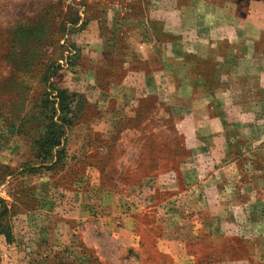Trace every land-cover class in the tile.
<instances>
[{"label": "rangeland", "instance_id": "obj_1", "mask_svg": "<svg viewBox=\"0 0 264 264\" xmlns=\"http://www.w3.org/2000/svg\"><path fill=\"white\" fill-rule=\"evenodd\" d=\"M106 7V0H0V264H153L151 245L149 252L128 249L109 232L99 216L105 186L88 179L111 183L124 164L142 157V169L116 187L137 195L143 187L136 180L152 176L154 162L166 164L177 151L164 120L168 110L149 98L140 107L144 120L107 121V114L126 113L114 103L122 91L119 73L107 64L106 32L90 38V22L105 17ZM113 68L119 71L120 63ZM57 138L59 147H52ZM240 151L237 146L227 157L239 159V174H218L230 185L222 206L208 209H235L236 187L244 202L251 193L264 196V155ZM42 159L52 164L40 166ZM199 194H215L192 190L193 220L203 222L207 207ZM80 198L91 210L86 221L70 214ZM130 204L138 228L149 225L151 216L136 212L149 203ZM173 204L183 211L182 201ZM248 206L262 222L264 201Z\"/></svg>", "mask_w": 264, "mask_h": 264}, {"label": "crops", "instance_id": "obj_2", "mask_svg": "<svg viewBox=\"0 0 264 264\" xmlns=\"http://www.w3.org/2000/svg\"><path fill=\"white\" fill-rule=\"evenodd\" d=\"M106 3V16L89 24L90 38L101 39L98 29L106 32L107 64L111 73H119L122 91L114 103L126 113L107 114V121L119 116L144 120L140 107L149 98L168 110L164 120L177 151L169 153L166 164L154 162L152 176L136 180L143 187L137 195L116 187L126 174L142 169V157L132 166L124 164L111 183L88 177L91 185L105 186L99 216L124 247L149 252L151 245L153 264H264V220L245 209L264 196L251 193L244 202L235 183V209H208L214 203L222 206L230 187L218 174H239V159L227 158L237 146L242 156L264 155V0ZM11 158L6 161L10 169ZM194 187L214 191L197 195L207 207L206 222L193 220ZM134 200L149 203L136 210L151 216L143 229L135 221ZM176 201H182V212L174 209ZM74 205L72 218L92 217L82 198Z\"/></svg>", "mask_w": 264, "mask_h": 264}, {"label": "trees", "instance_id": "obj_3", "mask_svg": "<svg viewBox=\"0 0 264 264\" xmlns=\"http://www.w3.org/2000/svg\"><path fill=\"white\" fill-rule=\"evenodd\" d=\"M60 139L57 138L55 139V141L52 142V147H59L60 145ZM45 156H47V153H45ZM49 162H47L46 160L42 159V161L39 163L40 166H44L45 164H47ZM52 164V163H49V165Z\"/></svg>", "mask_w": 264, "mask_h": 264}]
</instances>
